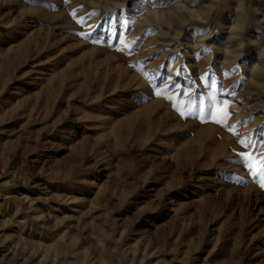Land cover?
I'll return each mask as SVG.
<instances>
[{"label":"rangeland","instance_id":"obj_1","mask_svg":"<svg viewBox=\"0 0 264 264\" xmlns=\"http://www.w3.org/2000/svg\"><path fill=\"white\" fill-rule=\"evenodd\" d=\"M127 3L0 0V264H264V188L227 162L264 125V0H141L129 51L83 37ZM224 99L235 134L202 122Z\"/></svg>","mask_w":264,"mask_h":264},{"label":"snow or ice","instance_id":"obj_2","mask_svg":"<svg viewBox=\"0 0 264 264\" xmlns=\"http://www.w3.org/2000/svg\"><path fill=\"white\" fill-rule=\"evenodd\" d=\"M148 3L150 6H156L154 3V0H148ZM143 10V5L141 3V0H128V3L125 5V8L117 10L115 13H108L106 14L105 18L101 21V23L92 26V31L88 33H84L83 37L85 39H88L92 36H94L97 32H101V30L104 29V25L107 24L108 28L104 33V37H97L96 38V43L99 44H107L109 47H117L118 50L124 52V51H129L127 48V44L129 43L126 40H123L124 34H129L131 33L132 30V22L135 18V15L141 14ZM129 13H133L131 18H128L126 22H122L121 18L122 17H127ZM75 16V12L72 14ZM96 15L95 12H89L87 13L86 17H81L79 20H77L78 24L84 25L86 22V19L88 17ZM113 25H116L115 29H113ZM150 31V30H149ZM140 38H137V41H133L132 43H138ZM112 43H109V42ZM207 51V48L202 50L201 53H197L195 55H203ZM154 57H149V61L153 59ZM135 67V66H133ZM161 67L167 69V65H162ZM238 70L237 68L229 70L231 71H236ZM178 75V73L176 74ZM221 76H224V73H220ZM172 79V73L169 72L168 76H161L160 77V82L157 83V78L156 75L154 74L152 79L149 80V83L153 85L155 88L160 89L162 84H167L168 80ZM204 82L205 87L212 88L214 90H219L221 95L224 96H232L233 92L231 91V88L229 87L227 90L225 89L224 85L222 83H218L216 80L213 79L211 73H206L202 78ZM177 81L173 80L171 84L168 85L166 89H163L162 91H156L154 94L156 96H161L164 91H171L172 89L177 87ZM185 95V89L183 85L180 86V96ZM169 99H171L169 97ZM215 99V97H213ZM235 101H229V100H220L219 103L220 105L224 108L223 114L220 116V118H217L216 115L213 112L212 106H209L207 109V112L203 116L202 122H207V121H212L217 124H220L224 127H226L230 132H233L235 134L236 127L237 125H229L227 124V118L231 115H234V113H231L227 111L228 106L230 103H233ZM196 108L197 111L192 113L190 112L188 115L194 116L195 118H200V113H201V103L202 101L200 100L199 94L196 95ZM191 104V101H190ZM174 110H178L176 105H173ZM180 115L183 117L185 113L183 111L180 112ZM245 122L241 121L238 122V124H243ZM252 137H255V140L252 139ZM242 147L246 151H241L237 153V158L235 161H227L229 163H236L243 167L245 169V174H251L253 177L257 178L258 182L260 183V187L264 188V158H261L259 161L260 167L254 168L252 161L256 156V153L260 152L261 150V145L264 144V125H261L258 129L255 130V132L252 134V136L246 137L244 139H240L238 141ZM231 175V174H226V176Z\"/></svg>","mask_w":264,"mask_h":264}]
</instances>
